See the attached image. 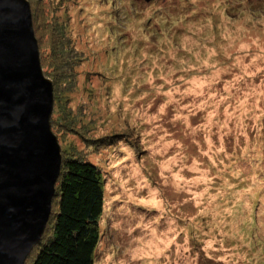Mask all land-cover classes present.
Returning a JSON list of instances; mask_svg holds the SVG:
<instances>
[{
  "label": "rangeland",
  "instance_id": "rangeland-1",
  "mask_svg": "<svg viewBox=\"0 0 264 264\" xmlns=\"http://www.w3.org/2000/svg\"><path fill=\"white\" fill-rule=\"evenodd\" d=\"M40 9L77 63L51 131L102 173L94 264H264V0Z\"/></svg>",
  "mask_w": 264,
  "mask_h": 264
},
{
  "label": "water",
  "instance_id": "water-1",
  "mask_svg": "<svg viewBox=\"0 0 264 264\" xmlns=\"http://www.w3.org/2000/svg\"><path fill=\"white\" fill-rule=\"evenodd\" d=\"M53 106L29 3L0 0V264H24L51 214L61 167Z\"/></svg>",
  "mask_w": 264,
  "mask_h": 264
},
{
  "label": "trees",
  "instance_id": "trees-1",
  "mask_svg": "<svg viewBox=\"0 0 264 264\" xmlns=\"http://www.w3.org/2000/svg\"><path fill=\"white\" fill-rule=\"evenodd\" d=\"M27 1L41 68L53 86L54 106L50 126L51 129L59 126L64 133H69L71 128L65 122L57 125L55 118L62 106L58 91L60 82L65 81L77 65L75 50L65 35V28L58 27L40 9L42 0ZM66 118L69 119V116ZM119 138L121 135L102 137L91 144L99 149ZM101 174L97 166L61 150V167L54 186L51 214L39 244L24 264H94L104 206Z\"/></svg>",
  "mask_w": 264,
  "mask_h": 264
}]
</instances>
